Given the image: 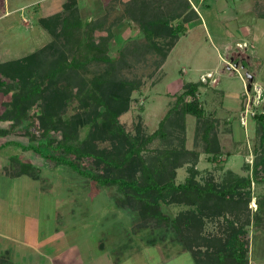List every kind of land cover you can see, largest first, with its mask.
<instances>
[{
	"label": "trees",
	"instance_id": "1",
	"mask_svg": "<svg viewBox=\"0 0 264 264\" xmlns=\"http://www.w3.org/2000/svg\"><path fill=\"white\" fill-rule=\"evenodd\" d=\"M132 4L120 17L135 23L143 40L131 41L116 56L109 54L108 44L119 19L106 23L103 14L82 23L76 0H66L47 46L0 62V91L9 96L0 121L11 122L0 134L21 130L28 143L7 144L36 153L97 189L113 190L115 204L136 215L131 233L148 230L153 235L146 243L162 242L186 252L193 264H248V228L264 217V194H256L257 207L252 213L249 209L251 181L264 180V110L252 115L258 142L250 174L225 169L218 176L202 175L198 168L201 154L217 169L221 156L230 154L220 146L221 121L199 99L201 79L184 82L180 92L171 94L173 102L151 133L144 132L141 122L133 132L127 130L119 117L130 109L132 94L142 85L123 74L131 64L127 56L138 61L152 54L157 68L186 33L189 19L198 15L193 0ZM38 21L53 27L57 20L43 15ZM32 107L36 113L30 112ZM187 115L195 118L191 147L186 146ZM10 161L5 176L38 179L40 170L31 161L17 156ZM182 167L186 174L178 180ZM244 167L249 170L248 164ZM209 222H215L220 234L205 231ZM0 264L8 263L0 258Z\"/></svg>",
	"mask_w": 264,
	"mask_h": 264
},
{
	"label": "rangeland",
	"instance_id": "2",
	"mask_svg": "<svg viewBox=\"0 0 264 264\" xmlns=\"http://www.w3.org/2000/svg\"><path fill=\"white\" fill-rule=\"evenodd\" d=\"M64 1L3 0L0 14L7 5L23 8L9 12L7 17L0 15V62L47 46L58 29ZM235 1L206 0L201 6L200 3L196 7L199 15L189 19L186 33L160 66L154 68L152 61L157 56L148 53L138 61L127 56L131 64L122 70L128 78L142 81L140 90L132 94L130 109L119 117L131 132L141 122L144 132L151 133L173 102L171 94L180 92L182 83L201 79L199 99L204 109L213 111L221 121L220 146L230 153L221 156L222 169L201 154L197 166L202 175L212 172L218 176L225 169L250 174L253 145L258 142L252 115L264 110V17H257L253 9L236 11ZM253 1L240 3L251 6ZM76 2L82 23L103 14L107 15L106 23L119 19L111 27L110 55L116 56L131 41L143 40L138 26L126 15L120 17L127 6H133L132 0ZM193 2L197 5L196 0ZM43 15L54 16L56 24H39ZM247 74L254 77L248 90ZM258 86L263 91L260 99ZM8 99L0 91V113ZM37 110L32 107L30 112ZM10 123L0 121V129L9 128ZM194 123L195 118L187 115V147L192 146ZM7 141L26 145L28 140L21 130L0 134V258L8 264H193L186 252L163 247L162 242L146 243V239L153 237L148 230L132 234L136 215L115 204L113 190L97 189L66 168L52 166L36 153ZM12 156L36 165L40 170L38 179L5 176L4 167L10 165ZM185 174L184 167L179 168L177 179ZM250 188L252 213L258 195L264 194V180L251 181ZM248 230V264H264V217L259 225H250ZM205 231L220 234L215 222L207 223Z\"/></svg>",
	"mask_w": 264,
	"mask_h": 264
},
{
	"label": "crops",
	"instance_id": "3",
	"mask_svg": "<svg viewBox=\"0 0 264 264\" xmlns=\"http://www.w3.org/2000/svg\"><path fill=\"white\" fill-rule=\"evenodd\" d=\"M206 0H204L203 2H205ZM212 1V0H211ZM203 2H201V1H197V5H195V9H196V11L198 10L196 7H198V5L200 4V6L202 5V3ZM254 2V4L252 5L251 4V6H250V4L249 3H247V2H242V3H240V0H236L235 1V3H234V9L236 10V11H243V10H254V12H256V16L257 17H264V15L263 14H261V13H263L264 12V0H254L253 1ZM259 6V7H256V6ZM6 6V5H5ZM21 8H23V5H15V6H13L12 8H10L8 5L4 8V11L1 13V16H3V17H7V14H9V12H18L19 11V9H21ZM40 11V10H39ZM197 13H198V11H197ZM198 15H199V13H198ZM237 39H239V38H237ZM228 43V42H227ZM236 66V65H235ZM237 67V66H236ZM256 71H257V68L255 69V73H256ZM252 79L254 80V77H253V74H252ZM253 80H252V82H253ZM258 82V81H257ZM259 83V82H258ZM248 84V83H247ZM259 90H260V86H258L257 87ZM264 90V89H263ZM250 246V245H249ZM257 246H259V243L257 244Z\"/></svg>",
	"mask_w": 264,
	"mask_h": 264
},
{
	"label": "water",
	"instance_id": "4",
	"mask_svg": "<svg viewBox=\"0 0 264 264\" xmlns=\"http://www.w3.org/2000/svg\"><path fill=\"white\" fill-rule=\"evenodd\" d=\"M247 77H248V84H247V90H248L250 87V82L252 81V75L247 74ZM259 92H260V94H259V99H260L262 94H263V91L260 89Z\"/></svg>",
	"mask_w": 264,
	"mask_h": 264
}]
</instances>
